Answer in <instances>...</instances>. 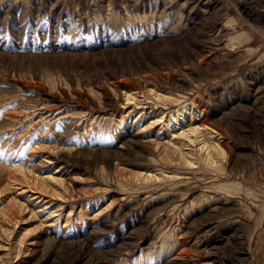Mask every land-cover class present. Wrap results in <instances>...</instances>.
<instances>
[{"label":"rangeland","instance_id":"374dc122","mask_svg":"<svg viewBox=\"0 0 264 264\" xmlns=\"http://www.w3.org/2000/svg\"><path fill=\"white\" fill-rule=\"evenodd\" d=\"M263 217L264 0H0V264H264Z\"/></svg>","mask_w":264,"mask_h":264},{"label":"bare ground","instance_id":"6f19581e","mask_svg":"<svg viewBox=\"0 0 264 264\" xmlns=\"http://www.w3.org/2000/svg\"><path fill=\"white\" fill-rule=\"evenodd\" d=\"M138 89V88H137ZM140 89V88H139ZM146 94L149 97H153V91L154 89H148L146 90ZM139 92L135 89H128L125 91L123 97H124V101L126 104H135L134 106H136L137 104H139V102H137V94ZM152 94V95H151ZM151 95V96H150ZM172 93L169 92V94H163V93H156L155 97L158 99V101H161L164 105H166V101L171 100L170 98L172 97ZM151 97V98H152ZM167 99V100H166ZM176 99V98H175ZM166 100V101H165ZM175 101V100H174ZM178 101V100H177ZM169 104V103H168ZM191 104H185L179 107L174 108L172 111H168V113H162V117L160 120H163L164 116H169V118L167 119V121L165 122V127L167 129V131L171 132L170 129H174L176 128V125L181 126L182 123H184L188 118V122H190V120H194V123H190L188 124V129L186 130H182L180 132H176L173 131L174 135L177 134L178 136L182 137V138H188L189 136H192L194 134H197L200 132V128L202 127L203 129H210V131L212 133H215L217 136H219L220 138H223V136L218 133V131L213 128H209L207 127L205 122L199 121L197 122V120H199L202 116H203V111L200 110L198 107H195L194 105ZM56 106V105H55ZM51 109V108H50ZM197 122V123H196ZM178 130V129H177ZM221 135V136H220ZM190 139V138H189ZM217 140V139H216ZM222 141V140H221ZM221 141L217 140L216 142L213 139H210V150L213 152L214 155L210 154V157L208 160H210V165H217L218 164V160L217 157L221 158V159H225V157L227 156V153L221 143ZM177 146V145H176ZM181 148V147H180ZM184 161H186L188 164H193L192 162L188 161L187 157H183L182 158ZM18 173H22L24 175L27 174V170L24 167H20L19 169H16ZM15 172V173H16ZM30 172V171H29ZM137 176H139V174H137ZM49 178L54 179L56 182H60V180L57 178H54L53 176H49ZM31 179V178H30ZM38 179L36 178V181ZM46 181V179H43V182ZM42 182V183H43ZM39 183V182H38ZM42 185V184H41ZM27 188H24V190L22 191V193L26 190ZM30 189V188H29ZM31 191V189H30ZM33 191V190H32ZM34 194V193H33ZM31 197H33V195L31 194ZM264 218V217H263ZM16 224V223H15ZM206 263V262H205ZM187 264H197V263H187ZM206 264H231L230 261L226 262L224 257H217L215 260L207 262Z\"/></svg>","mask_w":264,"mask_h":264}]
</instances>
